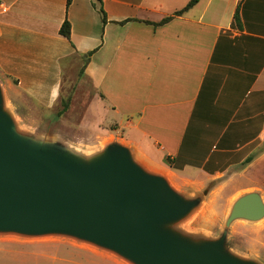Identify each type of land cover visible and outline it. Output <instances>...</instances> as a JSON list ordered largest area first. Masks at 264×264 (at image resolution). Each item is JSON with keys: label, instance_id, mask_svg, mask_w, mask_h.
I'll return each instance as SVG.
<instances>
[{"label": "crops", "instance_id": "crops-1", "mask_svg": "<svg viewBox=\"0 0 264 264\" xmlns=\"http://www.w3.org/2000/svg\"><path fill=\"white\" fill-rule=\"evenodd\" d=\"M188 2L0 0L7 103L25 125L70 98L77 107L66 113L79 129L93 133L83 127L92 112L96 142L125 145L181 192L187 169L196 171L188 178L213 176L207 165L221 187L245 180L226 199L258 192L264 201V0H199L154 25ZM65 20L69 39L59 34ZM10 246L0 243V264H19L17 252L2 249Z\"/></svg>", "mask_w": 264, "mask_h": 264}, {"label": "water", "instance_id": "water-1", "mask_svg": "<svg viewBox=\"0 0 264 264\" xmlns=\"http://www.w3.org/2000/svg\"><path fill=\"white\" fill-rule=\"evenodd\" d=\"M35 136L0 84V236L67 238L130 264H264L226 246L234 223L264 218L258 192L231 203L217 239H195L175 225L202 199L175 190L125 145L108 142L86 156L60 138Z\"/></svg>", "mask_w": 264, "mask_h": 264}, {"label": "rangeland", "instance_id": "rangeland-1", "mask_svg": "<svg viewBox=\"0 0 264 264\" xmlns=\"http://www.w3.org/2000/svg\"><path fill=\"white\" fill-rule=\"evenodd\" d=\"M83 91L84 94L86 91L89 93V86L85 87ZM65 102L67 110L77 107L71 103L70 98L64 99L50 111L51 114L50 112L31 114L30 117L34 119L24 120L25 125L21 124L22 128L33 131L36 138L44 141L60 138L69 145L68 147H76L79 153L81 152L86 156L92 155L98 147L113 141L112 138L108 137L100 143L96 142L97 138L92 136L96 132L92 112L86 114L83 125L84 129L91 130L92 134L76 126L77 121L72 119L71 112L66 113L65 110L59 114L64 108ZM77 113L79 114V112ZM43 116L47 118L43 119ZM53 116H56V119H51ZM209 169L211 172L207 173L213 176L204 178H188L195 176L196 171L187 169L183 178L187 179L188 182L180 185L184 189L182 191L184 194H194L193 196L202 199L201 205L187 219L175 225L176 230L195 239H217L220 236L232 203L226 197L233 193L237 184L245 181L243 178H235L221 187L219 177L215 174L219 171L218 168ZM168 179L170 185L175 190L180 191L175 179L173 177ZM0 243L11 244V249L5 247L2 249L17 252L19 264H130L109 251L67 238L22 239L5 237L0 238ZM226 246L234 253L256 258L264 263V218L257 223L241 221L234 223L229 231Z\"/></svg>", "mask_w": 264, "mask_h": 264}, {"label": "trees", "instance_id": "trees-1", "mask_svg": "<svg viewBox=\"0 0 264 264\" xmlns=\"http://www.w3.org/2000/svg\"><path fill=\"white\" fill-rule=\"evenodd\" d=\"M71 2H72V0H66V6L68 7V6L71 4ZM198 2H199V0H189V2L187 3V5H186L182 10H180V11H178V12H175V13L173 14V16L168 17V18H165V19H163L161 22H159L158 24H154V25H163V24L167 23V22L170 21L174 16H180V15H182L184 12H186V11L190 10L191 8H193ZM238 19H239V16H238V10H236V12H235V14H234V21L236 22V24H237V22H238ZM59 34H60L62 37L66 38V39H69V36H70V25H69V23H68L66 20L62 23V25H61V27H60V30H59ZM14 83L16 84L15 81H14ZM65 110L67 111V104H66V102H65V104H64V108L62 109L61 112H59V114H60V113H63ZM59 114H58V115H59ZM263 148H264V144H263ZM249 161H250V160H248V162H249ZM164 163H165L168 167H170L171 169H174V170H181V169H182V166H183V164H181L177 159H170L169 157L164 159ZM204 170H205L206 172H211V169H209V168L207 167V165L204 166Z\"/></svg>", "mask_w": 264, "mask_h": 264}]
</instances>
